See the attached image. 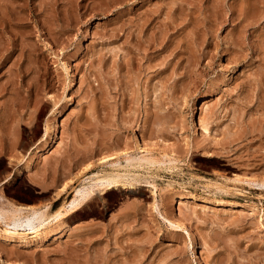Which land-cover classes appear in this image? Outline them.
<instances>
[{
  "label": "rangeland",
  "instance_id": "1",
  "mask_svg": "<svg viewBox=\"0 0 264 264\" xmlns=\"http://www.w3.org/2000/svg\"><path fill=\"white\" fill-rule=\"evenodd\" d=\"M0 55V218L56 210L83 164L126 174L0 264H264V187L231 182L264 179V0H0ZM141 137L177 162L96 161Z\"/></svg>",
  "mask_w": 264,
  "mask_h": 264
},
{
  "label": "bare ground",
  "instance_id": "2",
  "mask_svg": "<svg viewBox=\"0 0 264 264\" xmlns=\"http://www.w3.org/2000/svg\"><path fill=\"white\" fill-rule=\"evenodd\" d=\"M5 51H7V50H5ZM6 58H7L6 56L0 55V65H3L2 62L4 63ZM72 81H70V83L68 84L69 89L73 88V82ZM200 121L203 124V122H204L203 117L202 118L200 117ZM49 126L48 127L46 125L44 126L42 137L45 138V137L49 136L50 130L55 127L54 124H52L51 127H49ZM54 130L55 129H53V131ZM204 130L206 132L208 131L206 127H204ZM48 138H50V137H48ZM51 140H53V137L51 138ZM141 142L143 144L142 147L140 146V148H139L137 146V148H139V150H140V154L138 156H134V157L133 156L129 157L130 155L128 157H126L125 158L126 164L125 165L123 164V166L119 165L118 158H117V156H115L116 153H112V154H109V155L108 154L107 155L103 154L102 156L97 158L96 161L98 163H100L102 166L104 164H106L107 162L108 163L110 162V164L113 166V168H114V166L121 167V168L122 167H125V168L126 167H128V168L129 167H134L135 168V167H141V166H144V167L145 166H154L156 164L157 165H159V164L162 165V164H165V163L173 165V164H175L177 162L178 159L175 157L174 152L169 148V146H165L164 145L165 147L164 148L162 147L160 149V148H158L159 146L156 147L157 146L156 142L148 140V139H145L143 137H141ZM34 150H36V149H34ZM124 150H122V152ZM36 151H37V153H40L38 150H36ZM31 162H32V159H30V161H28L27 167L29 166V164H31ZM89 163H87L86 165L83 164L82 167L79 168V170L77 172V174L80 175L79 178H83L84 177L83 179H81L79 185H77L76 187L74 186L75 181L73 180V178L66 179L60 184L59 189L56 192L55 198H58L59 196L67 193L69 189H71L72 196H70L71 197L70 200L61 203L62 205L58 206V208L56 210L52 211V212L49 211L50 208H51V206H50L51 203H49V202L45 203L43 206H40V207H37L36 205H14V204L9 202L8 205H7L9 207V211H7L6 213H3L1 215V218H0V233H1L0 236L5 241L17 243L18 246L20 245L22 247H29V246H32V245H35V244H38V243H42V242L46 243L47 241L52 239V236H56L57 237L59 234L61 235L62 230H63L62 229V225H57V227L55 229H53V231L49 230L50 232L46 233V232H48L47 227L50 226V224L58 222L61 218H63V216H69L70 214H73L79 208L81 209L82 206L89 207V206L92 205V203H94L93 202V198H92V193L94 191L93 188L96 185L92 187L91 183H93L92 185L98 184L99 187L102 188V190L103 189L110 190L111 185L117 186L118 182L123 179L121 177L122 176L125 177V175H126V174H120L117 171L118 170V168H117V170L115 172L111 171L110 173H106V172H102L103 171L102 170V171H99V172H95L93 174L91 173L92 174L91 176H87L86 173L93 169L92 165H90L91 163L90 164ZM162 167H161V169H162ZM99 168H102V167H99ZM113 168H112V170H113ZM158 168H160V167H158ZM143 169H145V168H143ZM148 170H149V168H148ZM119 171H121V170H119ZM125 171H126V169H125ZM107 172H109V171H107ZM85 174H86L87 177H85ZM132 175L131 176L129 175L130 178L132 177ZM135 177L136 176L134 175L133 179ZM231 178H233V179H231V182H232L234 187H236V185H239V184H246L247 186L256 184V185H259L261 187H264V179L259 181V180H255L256 178L255 179H251V177L250 178H248V177L247 178L246 177L245 178H240V177H237V176H235V178L234 177H231ZM127 181H125V182H127ZM122 183H123V181H122ZM154 183L155 182H153L152 184H154ZM166 186L168 187L169 185H166ZM152 187L155 188L156 186L154 185ZM213 187H211V188H213ZM215 188L217 189V191L218 190L222 191V189H225V188H220L218 186H216ZM236 190H238V188H236ZM241 191H243V190L241 189ZM211 192H214V191L212 190ZM215 192H216V190H215ZM225 193H226V191H225ZM223 204L231 206V207L241 208L243 210L248 209L249 211H254V209H255L254 208V203L252 204L253 206H245L244 204L242 205V204H239V203H231L229 201L228 202L217 201V203H216L217 206L218 205H223ZM248 205H249V203H248ZM201 208L205 209L206 207H201ZM179 215H180L179 218L183 219V215H181V214H179ZM176 226L180 227L179 224L176 225ZM9 227H11L13 229V231L12 230L10 231ZM193 253H194V255L196 254L198 256V254H197L198 251L197 250L194 249Z\"/></svg>",
  "mask_w": 264,
  "mask_h": 264
}]
</instances>
